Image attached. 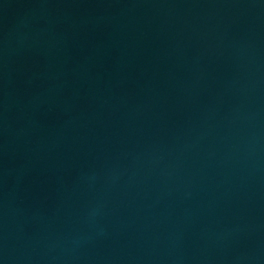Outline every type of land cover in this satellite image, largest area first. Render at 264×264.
Masks as SVG:
<instances>
[{
	"label": "water",
	"instance_id": "95a60500",
	"mask_svg": "<svg viewBox=\"0 0 264 264\" xmlns=\"http://www.w3.org/2000/svg\"><path fill=\"white\" fill-rule=\"evenodd\" d=\"M0 264H264V0H0Z\"/></svg>",
	"mask_w": 264,
	"mask_h": 264
}]
</instances>
